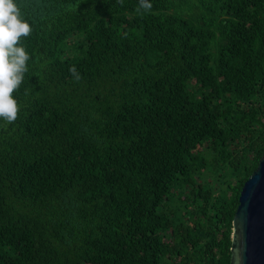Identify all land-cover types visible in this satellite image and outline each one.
Wrapping results in <instances>:
<instances>
[{
  "label": "trees",
  "instance_id": "1",
  "mask_svg": "<svg viewBox=\"0 0 264 264\" xmlns=\"http://www.w3.org/2000/svg\"><path fill=\"white\" fill-rule=\"evenodd\" d=\"M14 2L33 30L0 118V264H231L264 0Z\"/></svg>",
  "mask_w": 264,
  "mask_h": 264
},
{
  "label": "clouds",
  "instance_id": "2",
  "mask_svg": "<svg viewBox=\"0 0 264 264\" xmlns=\"http://www.w3.org/2000/svg\"><path fill=\"white\" fill-rule=\"evenodd\" d=\"M116 2L123 5L124 0ZM140 9L150 12V0H139ZM32 30L29 22L22 19L21 10L14 0H0V118L8 124L18 117V101L13 92L19 90L30 60L21 37H28ZM69 71L77 81L81 78L75 66Z\"/></svg>",
  "mask_w": 264,
  "mask_h": 264
},
{
  "label": "water",
  "instance_id": "3",
  "mask_svg": "<svg viewBox=\"0 0 264 264\" xmlns=\"http://www.w3.org/2000/svg\"><path fill=\"white\" fill-rule=\"evenodd\" d=\"M231 264H264V156L240 192L232 222Z\"/></svg>",
  "mask_w": 264,
  "mask_h": 264
}]
</instances>
